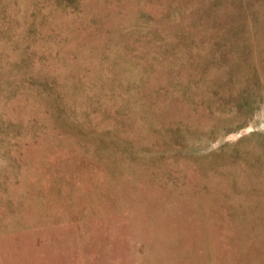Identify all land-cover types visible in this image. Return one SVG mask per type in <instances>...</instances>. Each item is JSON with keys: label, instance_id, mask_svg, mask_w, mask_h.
I'll return each instance as SVG.
<instances>
[{"label": "rangeland", "instance_id": "374dc122", "mask_svg": "<svg viewBox=\"0 0 264 264\" xmlns=\"http://www.w3.org/2000/svg\"><path fill=\"white\" fill-rule=\"evenodd\" d=\"M0 264H264V0H0Z\"/></svg>", "mask_w": 264, "mask_h": 264}]
</instances>
